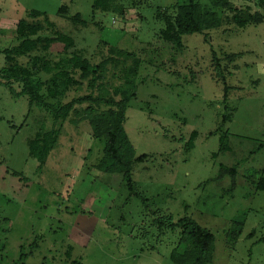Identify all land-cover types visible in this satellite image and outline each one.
<instances>
[{"label":"rangeland","instance_id":"obj_1","mask_svg":"<svg viewBox=\"0 0 264 264\" xmlns=\"http://www.w3.org/2000/svg\"><path fill=\"white\" fill-rule=\"evenodd\" d=\"M178 1L127 3L117 17L94 12L93 0H0V70L3 51L19 43L18 22L31 21L33 11L47 14L94 63L100 42L141 60L125 131L136 158L147 156L133 165L131 192L120 173L97 169L103 146L88 120L75 117L40 168L29 143L53 121L0 76V264H174L179 233L160 236L154 222L186 216L215 235L211 264H264V0H230L261 14V23L184 36L181 49L160 37L157 16L167 6L172 14ZM198 1L223 12L224 0ZM77 15L87 28L74 29ZM63 50L55 43L44 59L58 61ZM87 94L72 87L60 101ZM221 165L238 166L235 188ZM235 219L245 223L229 242Z\"/></svg>","mask_w":264,"mask_h":264},{"label":"trees","instance_id":"obj_2","mask_svg":"<svg viewBox=\"0 0 264 264\" xmlns=\"http://www.w3.org/2000/svg\"><path fill=\"white\" fill-rule=\"evenodd\" d=\"M142 1L144 0H93V10L122 17L125 14V4L133 3L136 6ZM222 6L223 16L211 8H206L198 0H179L172 14H168L169 6L164 11L158 8L157 16L164 21V30L160 37L181 49V39L184 36L204 34L225 24L245 28L262 22L261 14H252L250 8H238L230 0H224ZM66 12L67 8L62 7L60 13ZM30 18L31 21L21 19L18 22L16 40L19 43L3 51L5 66L0 70L1 79L6 81L5 86L15 96L28 97L32 107L46 113L53 121L52 129L41 128L30 141V155L38 161L40 168L43 167L59 139L63 125L68 121L74 122L75 117L84 118L91 125L94 138L103 146V158L97 164V169L103 173H120L133 192V165L146 160L147 156L136 158L135 149L125 131V123L129 104L137 98L136 81L141 60L116 45L100 42V57L94 63L82 51L75 49V39L58 29L47 14L33 11ZM71 21L75 30H79V25L84 28L88 26L80 15L73 17ZM46 31L51 32L52 36H44ZM55 43L63 44L64 50L58 61L51 62L44 59L43 53L49 52ZM23 57L30 58L27 65L20 63L19 60ZM42 73L50 75L48 81L40 76ZM12 82L21 85V92L14 91L10 86ZM72 87L85 88L88 94L67 104L61 103L60 100ZM93 114L98 117H93ZM226 119L225 116L224 121ZM195 135L196 133L192 135V139ZM226 135L222 140V152H227L228 149ZM192 147L194 145L190 143L187 149ZM237 173L238 166L227 168L221 165V177L229 176L232 179V188L236 187ZM244 223V219L234 220L229 242L237 241ZM154 224L158 227L160 236H164L165 232L172 235L179 233L176 246L170 254V260L174 264L213 262L216 237L195 219L186 216L175 222L172 217H164L157 218ZM72 264L81 263L75 260Z\"/></svg>","mask_w":264,"mask_h":264}]
</instances>
